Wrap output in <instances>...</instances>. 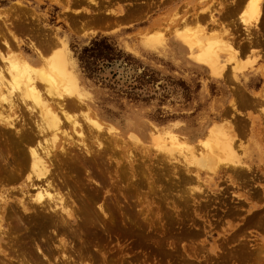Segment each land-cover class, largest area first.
I'll list each match as a JSON object with an SVG mask.
<instances>
[{
    "label": "rangeland",
    "instance_id": "rangeland-1",
    "mask_svg": "<svg viewBox=\"0 0 264 264\" xmlns=\"http://www.w3.org/2000/svg\"><path fill=\"white\" fill-rule=\"evenodd\" d=\"M232 1L97 0V6L92 0H0L1 50L34 55V45L49 55L47 44L65 40V51L90 91L82 106L89 102L105 127H116L110 161L106 156L99 169L88 166L100 186L86 178L83 168L72 176L64 173L70 178L69 193L75 188V196L65 191L74 196L75 208L88 204L92 209L90 225L81 222L85 228L76 218L65 235L47 223L31 225L13 205L23 223L19 216L12 220L8 208L7 221L19 228L12 240L5 238L11 257L0 255V264H264V64L257 65L264 56V0L247 29L240 20L246 1L237 0L242 7L237 10ZM213 15L234 28L242 63L258 58L244 72L234 69L229 57L220 61L219 76L208 67L201 69L168 30L169 25L182 28L186 23L185 34L204 38L198 33L203 29L221 36V28L212 27ZM124 23L136 26L113 35L98 33L116 31ZM97 36H108L123 55L99 60L90 70L79 57ZM212 124L224 127L244 163L219 149L220 141H212L217 145L215 164L199 169L187 167L178 151L170 155L156 146V135L174 134L178 141H194L200 150L199 140ZM1 146L6 153V146L13 148L11 141ZM5 181L2 187L9 190L11 182ZM100 205L109 212L103 214ZM60 238L67 242L70 260L61 257Z\"/></svg>",
    "mask_w": 264,
    "mask_h": 264
},
{
    "label": "bare ground",
    "instance_id": "bare-ground-1",
    "mask_svg": "<svg viewBox=\"0 0 264 264\" xmlns=\"http://www.w3.org/2000/svg\"><path fill=\"white\" fill-rule=\"evenodd\" d=\"M92 1L99 6L97 0ZM242 1L246 2L240 20L247 29L250 26L249 21L260 12L261 0H241L240 2ZM231 3L234 6L237 0H233ZM212 21L214 22L212 27H220L221 31L226 33L227 38L224 37V34L217 36L218 34L215 32L207 35L203 29H199L198 33L204 35V38L195 32H186L187 34H185L184 30L187 27L185 22H183L185 25L182 28L179 27L182 25L178 27L169 25L168 30L175 33L177 40L189 50V57L196 63L208 67L213 75L219 76L218 65L226 57L234 62L236 67L233 68L240 72H244L248 64L254 65L257 61L255 58V61L250 58L248 62L246 60L245 63H242L236 42L232 37L234 28L224 24L219 18H214V15ZM52 41V45L50 43L46 45V51H48L47 48L51 51L49 55H45L44 51L34 45L32 46L34 55L22 52L11 54L0 48V255L5 258L9 257L8 249L5 248L8 247L6 241L8 238L12 240L13 232L15 233L19 228L17 223L16 226H11L12 220H19L17 219L19 211L29 217L31 225L47 223L55 226L56 229L61 228L64 234L67 230L70 231L69 227L72 226L76 218L82 220L78 223L84 225L85 228L87 224H82L83 222H88L90 225L93 220L92 209H89L88 204L81 205L82 207L79 209L75 208V203L71 199L76 194L73 191L75 188L71 187L73 195H69L72 193H69L71 190L67 189L71 182L70 178H65V176L67 173L72 176L79 168H83L88 174L86 178L99 185L97 174H94L91 167L89 170L88 166L92 165L99 169L101 162H105V158L110 155L109 152L113 144L111 135L114 134L116 127L112 124L105 127L102 121L94 116L96 113L91 111L92 106L89 102H86V106L81 104L85 103L84 98H88L90 91L82 85L70 60V54L65 51L66 41L63 39ZM59 43H62L63 46H59ZM5 45L10 48L7 41H5ZM195 48L196 51L193 52L192 49ZM131 137L136 142L140 141L136 135ZM155 138L156 146L167 151L168 154L173 155L174 151H178L184 158L182 162L184 161L187 167L194 165L199 169L215 164L218 158L215 152L217 145H212V141H220L219 149L229 153L234 162H242V160H238L239 156H236L235 149L229 144L228 134L224 127L220 128V124H212L208 127L206 137L199 140L202 145L197 151L194 141H187L186 138L178 141L174 134H171L170 137L156 135ZM2 141L7 144L11 141L13 148L10 149L6 146L7 153L4 152L1 146ZM106 142L110 144L108 143V145ZM10 150H13L14 154L11 155L12 159ZM107 159L110 161L111 157ZM100 177L102 178V175ZM61 179L63 180L61 181ZM5 180L11 182L9 190L2 187ZM65 191H68L69 194ZM12 192L18 194L12 197ZM89 194L91 195V193ZM75 200L77 199L75 198ZM13 205L18 207V212ZM103 205H100L99 209L104 214L106 211ZM8 208H11L14 214L9 222L6 218ZM77 210L82 214L80 218L75 212ZM107 212L109 211L107 210ZM21 216L19 218L22 222L23 216ZM6 224L10 228L7 229ZM26 224L24 223V225ZM80 224L79 227H81ZM26 226L28 227V224ZM72 232L74 231L72 230ZM86 233L88 235L89 232ZM41 239L43 238L41 237ZM66 243L63 238H60L61 257L69 259L71 256L67 254ZM74 245L72 243L71 247ZM36 246L37 251H41L47 257L46 253L41 250L42 247ZM73 249L76 251L75 246ZM21 262L30 264L26 260ZM5 264L7 263L5 262Z\"/></svg>",
    "mask_w": 264,
    "mask_h": 264
},
{
    "label": "trees",
    "instance_id": "trees-1",
    "mask_svg": "<svg viewBox=\"0 0 264 264\" xmlns=\"http://www.w3.org/2000/svg\"><path fill=\"white\" fill-rule=\"evenodd\" d=\"M122 55L108 36H97L92 40L91 45L83 49L79 59L83 65L85 64L84 67L93 70L97 68V61H114L122 58Z\"/></svg>",
    "mask_w": 264,
    "mask_h": 264
},
{
    "label": "crops",
    "instance_id": "crops-1",
    "mask_svg": "<svg viewBox=\"0 0 264 264\" xmlns=\"http://www.w3.org/2000/svg\"><path fill=\"white\" fill-rule=\"evenodd\" d=\"M126 22V21H125ZM136 25H134V24H129V23H124L122 26H121V28H119L118 30H116V31H110L113 27H108V28H106V30L107 29H110V30H108V31H110V32H108V33H104L102 30H99L98 31V33L100 32V33H102V34H107V35H113V34H115V33H117V31H128V30H130V29H132L133 27H135ZM257 48H259L260 49V47H257ZM185 49V48H184ZM251 49H248V50H242V52H243V55H245V54H247V53H249V51H250ZM262 50V53H263V55H264V48H262L261 49ZM187 56H188V53L186 54ZM187 59H188V57H187ZM256 59H258L257 57H256ZM195 65H198L199 67H201V69H203V70H207L208 68L207 67H205V66H203V65H200V64H197V63H195V62H193ZM260 64H264V56L263 57H261V58H259V60H258V63H257V65H260ZM194 68V67H193ZM200 69V70H201ZM195 72V71H194ZM200 73V72H199ZM252 77H256L255 75H253ZM213 81V80H212ZM260 81H261V79H260ZM231 92V91H230Z\"/></svg>",
    "mask_w": 264,
    "mask_h": 264
}]
</instances>
